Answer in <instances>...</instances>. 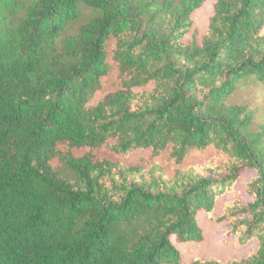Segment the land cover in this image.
<instances>
[{"label":"trees","instance_id":"16d2710c","mask_svg":"<svg viewBox=\"0 0 264 264\" xmlns=\"http://www.w3.org/2000/svg\"><path fill=\"white\" fill-rule=\"evenodd\" d=\"M205 1L0 0V264H184L201 210L254 248L187 264H264V122L226 101L264 80V0H213L198 40Z\"/></svg>","mask_w":264,"mask_h":264},{"label":"rangeland","instance_id":"374dc122","mask_svg":"<svg viewBox=\"0 0 264 264\" xmlns=\"http://www.w3.org/2000/svg\"><path fill=\"white\" fill-rule=\"evenodd\" d=\"M212 5L213 0H206L192 16L194 23L193 28L198 30V40H200V36L207 31L208 20L213 13ZM191 32L192 30L186 37V41H190ZM262 33H264V27ZM226 101L231 105H246L248 109L253 110L255 116L254 127L264 122V80L261 81L253 75L244 77L237 83V89L228 95ZM82 152L83 150L79 155L82 154ZM98 155L99 157H107L127 166H141L146 169L147 164H149L148 154L142 152H133L123 155L111 153L108 149H101ZM189 164L197 165V162L190 160ZM174 168L175 165L169 164L166 166L169 177L173 174ZM253 174H255L254 171L246 169L243 175L237 180L234 191L217 198L214 205V216H218L222 213L223 203L227 199L236 197L238 194L245 197V182ZM197 217L203 230V240L199 243L178 245L184 264H187L195 256L231 260L245 256L249 249L254 248L253 245L235 246L234 236H228L226 233V223L214 222L203 210L199 211Z\"/></svg>","mask_w":264,"mask_h":264}]
</instances>
